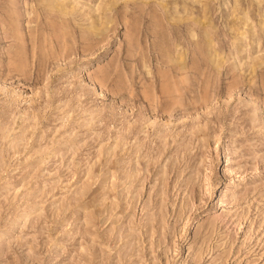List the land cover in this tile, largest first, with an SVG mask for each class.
<instances>
[{"label":"rangeland","instance_id":"1","mask_svg":"<svg viewBox=\"0 0 264 264\" xmlns=\"http://www.w3.org/2000/svg\"><path fill=\"white\" fill-rule=\"evenodd\" d=\"M0 264H264V0H0Z\"/></svg>","mask_w":264,"mask_h":264}]
</instances>
